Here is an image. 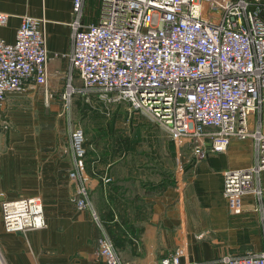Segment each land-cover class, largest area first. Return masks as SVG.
I'll return each mask as SVG.
<instances>
[{"label":"built area","instance_id":"1","mask_svg":"<svg viewBox=\"0 0 264 264\" xmlns=\"http://www.w3.org/2000/svg\"><path fill=\"white\" fill-rule=\"evenodd\" d=\"M44 1V0H42ZM85 0H72L71 49L67 58L65 105L73 92L94 95L106 106L142 111L183 144L195 160L225 152L232 139H249L253 162L223 171L222 192L231 214L243 209V195L259 194L256 175L264 169V0H97L84 20ZM10 13L0 10V25ZM44 13L24 14L15 39L0 36V127L8 126L6 94L28 85H48L52 54L46 46ZM85 132L70 128L74 155L71 177L85 168ZM102 179L107 182L108 176ZM78 208L97 218L84 185L75 193ZM6 231L41 228L47 222L39 196H0ZM94 254L103 264L122 261L107 234ZM176 249L159 264L181 261ZM226 264H264L260 251L225 252Z\"/></svg>","mask_w":264,"mask_h":264},{"label":"crops","instance_id":"2","mask_svg":"<svg viewBox=\"0 0 264 264\" xmlns=\"http://www.w3.org/2000/svg\"><path fill=\"white\" fill-rule=\"evenodd\" d=\"M90 2L85 0V9ZM0 10L10 13L0 25V36L7 41L15 39L22 15L44 13L47 49L61 55L50 61L52 70H61L49 81L50 98L43 86L30 84L25 91L7 93L3 102L8 126L0 127V196H39L47 224L10 232L3 228L0 214V264H103L94 250L104 234L113 239L119 256L133 264H159L176 249L182 262L226 264L220 259L225 252L264 247V189L243 195V209L237 214L229 212L222 192L225 169L253 162L249 139V147L246 141L232 139L225 152L195 160L183 144L171 138L168 143V133L161 129L155 132L163 138H157L159 145L151 152L145 134L150 135L149 126L134 119L139 117L136 111L126 147L101 150L93 142L86 144L85 168L71 177L70 127L67 123V130H60L45 106L50 99L47 106L56 109L53 103L60 99L54 96L60 97L58 90L66 82L63 55L71 49L72 0H0ZM167 165L172 178L164 175ZM261 184L264 188V169ZM81 185L96 219L91 210L76 205Z\"/></svg>","mask_w":264,"mask_h":264},{"label":"rangeland","instance_id":"3","mask_svg":"<svg viewBox=\"0 0 264 264\" xmlns=\"http://www.w3.org/2000/svg\"><path fill=\"white\" fill-rule=\"evenodd\" d=\"M90 6L91 9L93 6H95L94 0H91V2L89 3V7ZM89 7H86L85 9L86 14L91 10ZM85 18L88 17L85 16ZM52 76L53 77H51V79L56 77L54 72L52 73ZM65 84L66 82L64 83V88L62 89L61 92L60 90H58L60 96L61 93L65 90L66 87ZM54 98H55L54 100L58 102L60 99L59 104L53 103L54 107L52 108H56V109L52 110L49 108L50 106H47L50 105L51 103L49 99L48 104L47 105L45 104L46 105L45 107H48L47 110L45 111L48 112L51 111V113H54L53 115H54L55 123L61 125L60 130L66 131L67 123L70 128L74 124L80 125L85 132V137H86L85 145L93 142V145L96 148H100L101 150H106V148H112L113 150L116 151L126 147V144L128 142L127 138L129 139L131 137L130 134H132L131 131L134 130V128H132V123H131L132 113L130 112V115H128V111L124 108L123 105L113 106L114 107L113 110L111 106H109V113H107L106 106L102 103V101H100V99H98L96 96L92 94L86 95L80 92H73L71 94L70 102L67 105H65V102L63 99H61V97L58 96V98H56L54 96ZM57 113H60L61 116L60 115L56 116ZM137 114L139 115V117L137 118L136 116L134 117V119H141L143 121L142 124L144 126L145 125L149 126L147 130L150 131V135L149 132L147 131L145 132V134L146 135L148 134L146 138L149 142L148 144L150 145L151 152H153L155 149H153L152 146L157 148L159 145L157 138L160 139L163 138L161 135H159L158 137L155 131L158 130V132L161 133L162 127L156 124V122H154V120L148 114L142 111H139ZM62 116L64 118V122L61 120ZM62 124L65 125L63 126ZM165 134L166 133H164L166 141L170 143V141L168 140V138L170 137H167L169 135L166 134L167 135L166 136ZM236 140H240L241 142L246 141L247 146L248 147L250 146L249 141L246 139H242V140L236 139ZM241 148L245 150L244 146H242ZM164 175L172 178L173 176L172 167H169V165H167L164 169ZM260 176H261V171L257 173L255 178L257 186L260 189L259 194L262 193L264 189L262 187V184L260 185ZM121 260L124 261L122 258Z\"/></svg>","mask_w":264,"mask_h":264},{"label":"trees","instance_id":"4","mask_svg":"<svg viewBox=\"0 0 264 264\" xmlns=\"http://www.w3.org/2000/svg\"><path fill=\"white\" fill-rule=\"evenodd\" d=\"M122 146V145H121ZM121 150H122V148H121ZM121 150H119V151H121ZM113 240V239H112Z\"/></svg>","mask_w":264,"mask_h":264}]
</instances>
